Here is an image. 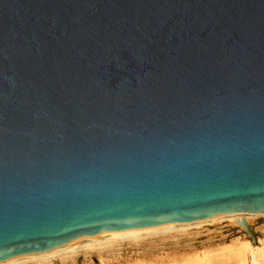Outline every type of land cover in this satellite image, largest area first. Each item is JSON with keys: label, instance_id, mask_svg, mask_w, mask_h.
<instances>
[{"label": "water", "instance_id": "water-1", "mask_svg": "<svg viewBox=\"0 0 264 264\" xmlns=\"http://www.w3.org/2000/svg\"><path fill=\"white\" fill-rule=\"evenodd\" d=\"M263 212L264 0H0V264Z\"/></svg>", "mask_w": 264, "mask_h": 264}, {"label": "rangeland", "instance_id": "rangeland-1", "mask_svg": "<svg viewBox=\"0 0 264 264\" xmlns=\"http://www.w3.org/2000/svg\"><path fill=\"white\" fill-rule=\"evenodd\" d=\"M250 227L256 241L252 240L244 227L225 221L220 224L194 226L188 228V231L182 230L184 233L178 231L164 237H150L144 243H136L138 245L135 243L116 245L111 250L108 248L106 251L103 250L104 252L101 251L102 254L80 253L79 256L77 254L62 258L61 262L54 259L50 262L30 261L24 264H241L234 254L229 252L231 254L229 255L228 245H239L245 240H250L253 244L264 246V215L252 218ZM260 239L261 243L258 242ZM201 251L209 254L207 260H199L197 256H202ZM260 260V264H264V259ZM246 264H254L251 254H247Z\"/></svg>", "mask_w": 264, "mask_h": 264}, {"label": "bare ground", "instance_id": "bare-ground-1", "mask_svg": "<svg viewBox=\"0 0 264 264\" xmlns=\"http://www.w3.org/2000/svg\"><path fill=\"white\" fill-rule=\"evenodd\" d=\"M262 215H264V212L258 213V214H250V215L239 214V215H235V216H211V217L202 218V219H198V220H194V221H190V222H172V223H169L167 225L161 226L160 228H158L154 231H150V232L143 233V234H141V233H128V234H123V235L103 237V238H99V239L85 240V241H79V242L65 244L50 254H47V255H44V256H41L38 258H34V259L19 260V261H15V262L8 263V264H24V263L30 262V261H32V262L33 261H40V263H41V262H50L54 259H59V261H60V259L63 260L62 258H66L70 255L72 256V255L78 254V256H79L80 253H92V252H95V253L100 252L101 253V251H103V250L106 251L105 249H108V248H110V250H111V248L116 246V245L121 246L120 244H125V243H129L131 245H134L133 243H135V244L136 243H142V242L144 243V241L148 240L150 237H156V236L164 237L167 234H171L173 232H178V231L183 232L182 230L185 231L186 229L188 231V228H192L194 226H200V225H204V224L205 225L206 224H212L213 225V224H220V223L225 222V221H230L235 226L244 227L241 224V221L245 220L248 223V225L250 226L252 218L262 216ZM258 242L261 243L262 239L258 240ZM263 242H264V240H263ZM136 245H138V244H136ZM228 246H229V248H228L229 251L227 250V247H225L227 252L234 254L237 258L236 260L237 261L239 260V262L241 264H246L247 254H251L254 264H260V262H259L260 258L262 260L264 259V246H259V245L253 244L252 241H250V240H245L239 245H230L229 244ZM225 248H223V249L225 250ZM224 250H222V251H224ZM230 253H229V255H231ZM82 255H84V254H82ZM201 255L202 256H200V257L197 256V257L199 258V260L203 261L204 259H206L208 257L209 254L206 253L205 251H203ZM89 256H91V255H89ZM210 256H211V254H210ZM197 257H195V258H197ZM196 260L198 261V259H196ZM72 264H74V263H72Z\"/></svg>", "mask_w": 264, "mask_h": 264}]
</instances>
